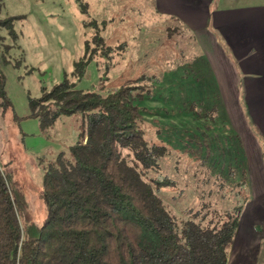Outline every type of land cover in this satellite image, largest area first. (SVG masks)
I'll list each match as a JSON object with an SVG mask.
<instances>
[{
	"label": "rangeland",
	"instance_id": "374dc122",
	"mask_svg": "<svg viewBox=\"0 0 264 264\" xmlns=\"http://www.w3.org/2000/svg\"><path fill=\"white\" fill-rule=\"evenodd\" d=\"M81 3L85 9L75 0H2L0 8V19L22 17L13 23L15 43L0 30V64L2 57L8 61L0 66L12 104L0 108V167L17 182L30 220L42 224L43 173L68 153L81 128L74 114L42 129L38 120L26 118L28 102L65 79L76 90L101 96L122 85L135 88L133 105L145 140L167 151L157 169L138 171L154 190L159 183L156 193L171 215L186 220L196 213L194 220L205 215L207 221L243 208L253 198L251 165L197 38L156 0ZM217 5L215 0L212 7ZM98 37L102 42L96 43ZM218 41L223 45L219 36ZM82 59L86 70L76 79L75 64ZM246 121L262 143L248 116Z\"/></svg>",
	"mask_w": 264,
	"mask_h": 264
},
{
	"label": "trees",
	"instance_id": "16d2710c",
	"mask_svg": "<svg viewBox=\"0 0 264 264\" xmlns=\"http://www.w3.org/2000/svg\"><path fill=\"white\" fill-rule=\"evenodd\" d=\"M20 18L0 19L12 43ZM86 66L84 59L77 62L73 76L81 79ZM5 85L0 66L2 110L12 107ZM134 89L122 85L101 96L65 79L29 100L26 118L42 129L78 114L81 132L43 173L40 226L30 220L17 182L0 167V264H227L242 206L207 221L205 215L194 220L196 213L180 220L166 210L156 193L159 183L154 190L138 171L157 169L167 151L145 140Z\"/></svg>",
	"mask_w": 264,
	"mask_h": 264
},
{
	"label": "crops",
	"instance_id": "0c3cea01",
	"mask_svg": "<svg viewBox=\"0 0 264 264\" xmlns=\"http://www.w3.org/2000/svg\"><path fill=\"white\" fill-rule=\"evenodd\" d=\"M156 1L161 11L192 32L207 55L227 116L251 165L253 198L241 211L227 264H264V0H218L216 7L215 0Z\"/></svg>",
	"mask_w": 264,
	"mask_h": 264
}]
</instances>
